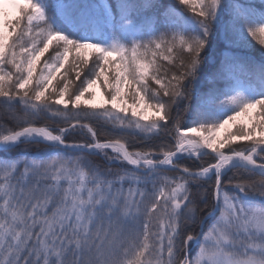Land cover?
Returning <instances> with one entry per match:
<instances>
[{
  "label": "snow or ice",
  "instance_id": "obj_1",
  "mask_svg": "<svg viewBox=\"0 0 264 264\" xmlns=\"http://www.w3.org/2000/svg\"><path fill=\"white\" fill-rule=\"evenodd\" d=\"M0 264H264V0H0Z\"/></svg>",
  "mask_w": 264,
  "mask_h": 264
},
{
  "label": "rangeland",
  "instance_id": "obj_2",
  "mask_svg": "<svg viewBox=\"0 0 264 264\" xmlns=\"http://www.w3.org/2000/svg\"><path fill=\"white\" fill-rule=\"evenodd\" d=\"M9 11H10V10H9ZM51 54H52V53H51V51H50L49 53H47V54L45 55L44 58H42V60H43V59H46V58H47L48 56H50ZM70 59H71V58H70ZM66 67H67V65H66ZM94 90H95L96 93H97V95H96V100L94 101V103H97V104H99V103H103V97L101 96V93H100L99 89L97 88V89H94ZM148 115H152V113L149 112ZM240 120H241V121H245L246 118L241 117Z\"/></svg>",
  "mask_w": 264,
  "mask_h": 264
},
{
  "label": "trees",
  "instance_id": "obj_3",
  "mask_svg": "<svg viewBox=\"0 0 264 264\" xmlns=\"http://www.w3.org/2000/svg\"><path fill=\"white\" fill-rule=\"evenodd\" d=\"M42 123H47L49 125V127H52V128H56L57 125L53 124L51 121H38L37 122V125L40 126ZM70 140L72 139H79V136H76V137H69Z\"/></svg>",
  "mask_w": 264,
  "mask_h": 264
}]
</instances>
